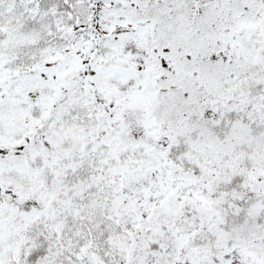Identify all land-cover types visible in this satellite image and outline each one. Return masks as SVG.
I'll use <instances>...</instances> for the list:
<instances>
[{
  "label": "snow or ice",
  "instance_id": "1",
  "mask_svg": "<svg viewBox=\"0 0 264 264\" xmlns=\"http://www.w3.org/2000/svg\"><path fill=\"white\" fill-rule=\"evenodd\" d=\"M0 264H264V0H0Z\"/></svg>",
  "mask_w": 264,
  "mask_h": 264
}]
</instances>
